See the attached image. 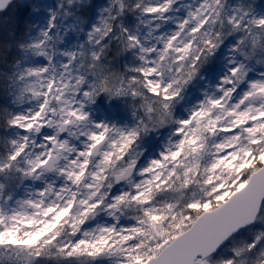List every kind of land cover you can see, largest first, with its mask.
<instances>
[{
	"label": "snow or ice",
	"instance_id": "obj_1",
	"mask_svg": "<svg viewBox=\"0 0 264 264\" xmlns=\"http://www.w3.org/2000/svg\"><path fill=\"white\" fill-rule=\"evenodd\" d=\"M0 264H264V0H0Z\"/></svg>",
	"mask_w": 264,
	"mask_h": 264
}]
</instances>
